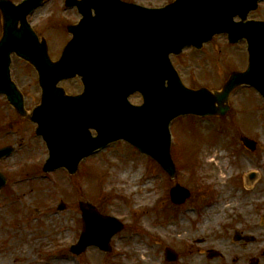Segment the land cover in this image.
Segmentation results:
<instances>
[{
    "label": "rangeland",
    "instance_id": "1",
    "mask_svg": "<svg viewBox=\"0 0 264 264\" xmlns=\"http://www.w3.org/2000/svg\"><path fill=\"white\" fill-rule=\"evenodd\" d=\"M130 1L159 8L174 0ZM80 18L77 8L65 9V0H47L29 21L48 39L50 55L56 59L71 38L67 24ZM249 19L264 21V1ZM172 61L186 86L221 90L232 72L247 67V44L231 46L227 36L221 35L203 49L189 48ZM12 75L31 110L41 100L36 71L14 56ZM61 85L72 94L82 90L78 78ZM130 101L141 104L142 97L135 94ZM230 106L226 118L188 116L173 124L175 181L192 192L188 203L177 206L169 196L176 182L125 141L88 157L74 176L63 168L44 172L49 153L44 140L35 134L36 125L19 117L0 95V148L14 146L13 153L0 160V171L8 177L0 191V264H16L17 258L22 259L21 264H142L141 246L146 250L145 264H165L163 250L170 244L177 245L185 257L184 263L177 264H188V259L201 264L207 248L238 253L236 246H228H232L228 238L233 235L231 228L240 226L238 222L255 226L258 240H264V99L255 89L241 87L231 95ZM243 135L258 143L255 151L242 145ZM254 172L253 184L258 189L249 197L247 179ZM139 194L146 199L138 201ZM233 199L235 204L230 206ZM81 200L124 223L127 231L112 239L115 256L97 248L79 257L70 252L83 230ZM61 201L67 209L58 211ZM174 220L177 225L171 226L173 229L169 223ZM177 228L181 230L174 232ZM150 229L154 237L147 233ZM208 237L210 243L203 248L194 242ZM150 239L152 246L147 243Z\"/></svg>",
    "mask_w": 264,
    "mask_h": 264
},
{
    "label": "water",
    "instance_id": "2",
    "mask_svg": "<svg viewBox=\"0 0 264 264\" xmlns=\"http://www.w3.org/2000/svg\"><path fill=\"white\" fill-rule=\"evenodd\" d=\"M260 1L176 0L165 8L149 9L121 0H66L67 7L77 6L83 18L68 27L73 38L54 62L45 39L40 42L27 22L43 0L19 5L0 0V93L21 116L38 124L36 132L49 149L46 172L65 167L75 174L83 158L125 139L174 179L169 127L175 118L225 116L230 111V94L242 85L256 88L264 97V21L247 20ZM219 34H227L231 44L247 41V70L233 73L221 91L186 87L170 56L188 46L200 49ZM12 53L32 64L39 76L42 99L31 115L11 78ZM78 76L84 84L82 94L70 96L58 86ZM135 92L143 96L141 106L128 100ZM242 141L254 148V142L245 137ZM12 152V147L2 148L0 159ZM6 181L0 173V190ZM171 194L177 203L190 195L180 186ZM80 207L84 231L72 252L81 254L91 245L110 250V239L123 225L100 215L90 203L81 202Z\"/></svg>",
    "mask_w": 264,
    "mask_h": 264
},
{
    "label": "flooded vegetation",
    "instance_id": "3",
    "mask_svg": "<svg viewBox=\"0 0 264 264\" xmlns=\"http://www.w3.org/2000/svg\"><path fill=\"white\" fill-rule=\"evenodd\" d=\"M174 224V221L171 222V225ZM238 224L240 225L238 227L233 228L232 226H230L232 227L231 230H233V235L231 237L228 236V238L232 239V246L227 244L229 248H233L236 246V248L234 249L238 251V253H236V255H231L227 254L224 250L222 252L220 251L219 254H217L212 252V250H215L214 247L211 249L207 248V255L202 256L205 261L201 264H264V240H258L256 235L257 228L252 225H244L242 222H238ZM230 227H227V229H229ZM124 231H127V228H124ZM134 232L135 231H133V233ZM227 239L225 241H227ZM194 242H196L203 248L202 245H208L210 243V239L209 237L203 240L196 239L194 240ZM171 246L176 249L177 254L171 256L173 260L172 262H168L166 261L163 251V260L165 261V264H177L179 262L184 263L185 257L182 256L180 251L177 250V245L171 244ZM193 247L195 246L191 245V248ZM201 252L205 253L206 251ZM113 253L115 254V251H113L110 255H114ZM193 260L195 259H188V264H193Z\"/></svg>",
    "mask_w": 264,
    "mask_h": 264
},
{
    "label": "bare ground",
    "instance_id": "4",
    "mask_svg": "<svg viewBox=\"0 0 264 264\" xmlns=\"http://www.w3.org/2000/svg\"><path fill=\"white\" fill-rule=\"evenodd\" d=\"M257 184H254V185H252V186H250V193L248 194V196L250 197V196H253V195H255L256 194V191H257ZM144 199H146V196H144V195H142V194H139V196L137 197V200L138 201H141V200H144ZM136 200V201H137ZM234 200H236V199H233L232 201H230V203H228L230 206H232V205H234L235 204V201ZM234 201V202H233ZM224 204V203H223ZM136 210H140L139 208H136ZM146 219H148L147 218V216H146ZM146 219H145V221H146ZM171 228H173V227H171ZM174 229V228H173ZM181 230V228H177V229H175L174 230V232H179ZM147 233L149 234V235H151L152 237H154V231L153 230H149V231H147ZM183 238V236L182 235H180L179 236V239H182ZM152 244H153V242H152V239H150L149 240V246H152ZM138 249H141L142 251V253H141V255L143 256L142 257V264H145V263H147L148 261H147V259H146V257L144 256L145 255V253H146V250H145V247L143 246H141V247H138ZM149 261H150V259H149ZM15 262H16V264H21L22 263V259H20V258H17L16 260H15Z\"/></svg>",
    "mask_w": 264,
    "mask_h": 264
}]
</instances>
